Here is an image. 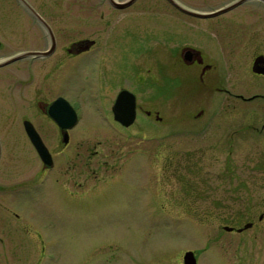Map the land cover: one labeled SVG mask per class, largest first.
I'll list each match as a JSON object with an SVG mask.
<instances>
[{
  "label": "flooded vegetation",
  "instance_id": "af4514ba",
  "mask_svg": "<svg viewBox=\"0 0 264 264\" xmlns=\"http://www.w3.org/2000/svg\"><path fill=\"white\" fill-rule=\"evenodd\" d=\"M1 1L0 15L24 13L28 23L26 47L9 55L23 54L8 63L10 90L0 89V158L23 153L15 149L21 143L39 162L30 186L43 176L47 187L55 171L52 181L62 185L66 169L80 173L87 166L93 190L102 192L127 158L86 145L88 155L76 150L71 163L65 151L127 139L136 126V137L155 144L141 152L154 171L149 181L164 192L162 202L201 224L202 251L225 256V264H258L264 252V0ZM91 104L99 123L80 130L82 110ZM130 111L131 123L116 118L128 120ZM26 124L49 161L41 159ZM257 190L263 192L258 198ZM3 201L0 264H43L54 245L44 232L45 216L20 214Z\"/></svg>",
  "mask_w": 264,
  "mask_h": 264
},
{
  "label": "rangeland",
  "instance_id": "374dc122",
  "mask_svg": "<svg viewBox=\"0 0 264 264\" xmlns=\"http://www.w3.org/2000/svg\"><path fill=\"white\" fill-rule=\"evenodd\" d=\"M89 1L82 0L81 6H88ZM9 5L16 6L9 0L1 1V6ZM14 22L21 25L11 26L14 28L11 31L9 23ZM27 23L28 16L24 13L0 15V62L26 47L24 29ZM10 69L9 64L0 67V89L7 92L11 85ZM3 101L0 98V104ZM95 106L91 104L83 109L84 112L82 110L80 130L91 122L99 123ZM1 129L3 134L5 128ZM136 131V126L130 127L127 139L118 138V142L80 143L77 149L65 151L70 153L71 163L73 158H77L76 150L82 157L91 150H110L127 158V163L114 173L119 176L107 182L102 192L96 190L99 187L93 190L87 166H82L80 173L66 169L62 185L52 181L53 176H57L55 171L46 180L51 182L47 187H42L45 182L43 176L34 177L30 186L28 179L38 171L39 162L35 156L29 159L30 154L25 152L21 143L15 146L17 151L23 152L20 155L8 158L2 154L0 201L14 203L10 209L20 214L45 216L44 232L54 240L53 248L43 255V264H181L185 250L197 252L198 264L227 262L225 256L209 248L202 251L205 239L201 234V224L188 222L181 216L180 208L162 202L165 194L155 191L153 181H149L154 171L148 167L146 157L141 153L153 151L155 144L136 137ZM166 144L169 142H162L161 146ZM86 145L90 147L89 151ZM139 152L141 154H137ZM73 181H81L82 185H74ZM260 194L263 192L257 190V198ZM0 213L6 212L0 208ZM261 242L264 243V238ZM257 261L264 264V252Z\"/></svg>",
  "mask_w": 264,
  "mask_h": 264
},
{
  "label": "water",
  "instance_id": "95a60500",
  "mask_svg": "<svg viewBox=\"0 0 264 264\" xmlns=\"http://www.w3.org/2000/svg\"><path fill=\"white\" fill-rule=\"evenodd\" d=\"M130 2H126L124 4H119L121 6H125L127 4H129ZM23 55V54H22ZM22 55H18L16 57H9L3 61L0 62V66L6 65L8 63H10L11 61L20 58ZM55 118H57V116H54ZM117 119H119L120 121H122L123 123L128 124L131 123L132 119H133V111L129 112V117L128 120H123L121 117L116 116ZM26 126V130L28 131L32 142L34 144V146L36 147V150L38 152V154L40 155L41 159L46 162L49 161V153L48 150L45 148V146L42 144L41 139L39 138V136L34 132V131H30V129L32 128L31 126H28L27 124ZM182 260H183V264H196V257L194 254V251L192 250H187L184 252L183 256H182Z\"/></svg>",
  "mask_w": 264,
  "mask_h": 264
}]
</instances>
